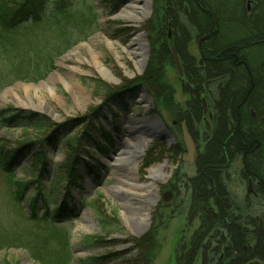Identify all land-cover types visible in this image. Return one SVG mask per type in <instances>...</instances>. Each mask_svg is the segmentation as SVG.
Here are the masks:
<instances>
[{"label":"rangeland","instance_id":"obj_1","mask_svg":"<svg viewBox=\"0 0 264 264\" xmlns=\"http://www.w3.org/2000/svg\"><path fill=\"white\" fill-rule=\"evenodd\" d=\"M93 1L101 15L100 29L56 57L53 69L43 79L40 78L46 73L52 54L66 45L65 40L77 39V29L70 32V39L66 37L57 43L50 42L52 32L49 29L52 26L48 23L44 24V30L41 28L35 31L20 26L10 32L2 31L0 38L4 43L3 47L0 46V111L12 108L6 112L5 118L14 112L34 114L36 119L43 118L45 127L38 129L11 121L0 122V264H5V261L9 264H40L31 256L46 249L49 253L57 251L56 237L62 242L59 249L65 252L64 260L58 264H144L145 250L141 248L140 242L149 233L153 234L152 243L156 244L152 264H177L176 256L180 248L189 245V239L198 227L197 220L188 219L191 200L188 179L196 174V164L190 165L182 160L185 147L180 124L185 121L178 120L174 114L178 107L185 110L186 102L191 98L184 91L188 78L183 65V75L180 76L172 56L165 59L164 78L170 86L169 93L175 104L173 111L161 100L155 102L158 93L155 89L151 92L142 86L137 93L128 88L121 95L108 99V95L121 85L141 80L143 76L151 52L145 25L153 13V0L150 2L149 17L139 28L146 41L143 63L136 62L130 51V41L137 29L114 16L129 0H120L118 9L111 15L105 14L109 8L105 0ZM76 5L77 0L73 6ZM243 6L247 10L252 7L247 1L243 2ZM76 21L73 18L69 24H75ZM37 33L39 38L35 39ZM179 40L181 44L182 37ZM196 42L192 39L186 48L189 55L198 59ZM19 53L20 63L10 71L12 63L9 62L16 61L12 54L17 56ZM71 67L76 70L70 76L68 72ZM27 68L30 70L24 75ZM23 76L28 80H19ZM64 76L69 78L71 89L62 81H56L51 90L45 85L36 87ZM217 82L218 79L209 82L201 96L206 100L208 114H204L206 116L201 122H192L190 135L197 153L203 150L205 135L212 128L211 105L217 95ZM26 86H29L28 91H25ZM44 103L47 104L46 108ZM157 120L164 128L159 126ZM114 125L119 128V132L112 131ZM100 127L112 134L115 141L113 146L104 145L105 139L99 132ZM85 130L88 135L79 143ZM166 130L172 134L173 139L168 137ZM137 137L147 142L137 164L139 184H153L135 190L140 195L153 190L158 200L149 209L144 208L142 213L148 214L147 227L139 235H134L126 215H131L130 208L133 209L135 205L127 206L124 197L113 187L123 180L119 175L130 178L126 176V169L114 167V159L120 156L130 160L129 148L124 142L135 143ZM96 144L103 145L107 153L98 152ZM39 150L45 153L47 159L41 178L46 202L43 198L38 199L37 214L41 216L44 209H48L49 215L31 220L28 218L30 212L27 205L36 184H29L23 199L18 202L14 199V182L36 180L42 168L41 163L35 159ZM75 150L77 158L73 168L74 172L80 170L84 176L83 196L77 191V181L70 183L66 172L72 161L70 156ZM3 154L10 156L11 171L5 167ZM145 156L152 161L146 167ZM87 161L100 171L99 182L93 173H85L83 166ZM160 164L165 165L164 178L149 180V169ZM241 168L242 162L238 158L229 169L228 189L241 205H244L247 196L251 215L260 223L264 235V203L250 191L249 183L240 179ZM124 187L128 190L131 188L129 185ZM67 188L73 197L70 202L74 203L72 205L76 208V214L71 219L51 220L55 207L63 198L69 199ZM171 189V199L164 202L161 199L162 193ZM51 229L56 230L54 236L50 233ZM68 239L71 250L66 244ZM68 249L71 251L69 256L66 255ZM248 264L263 263L253 260Z\"/></svg>","mask_w":264,"mask_h":264},{"label":"trees","instance_id":"obj_2","mask_svg":"<svg viewBox=\"0 0 264 264\" xmlns=\"http://www.w3.org/2000/svg\"><path fill=\"white\" fill-rule=\"evenodd\" d=\"M74 1L76 0H0V37L2 31L10 32L20 26L36 31L48 23L52 26L49 29L52 32L50 42L57 43L66 37L70 39V32L77 29V39L65 40L66 45L52 54L46 73L40 79L53 69L56 57L100 29L101 15L95 2L77 0V5L73 6ZM119 1L105 0V4L109 5L105 14L116 12ZM244 1L250 2V10L243 6ZM73 18L77 21L69 24V20ZM169 30L170 39L167 37ZM145 31L149 35L151 52L141 80L121 85L108 95V99L121 95L128 88L137 93L142 86L151 92L155 89L158 92L155 102L161 100L173 111L175 104L169 93L170 86L164 78L165 59L171 58L169 44L173 43L180 58L182 57L181 64L188 78L184 91L191 97L186 102V109L178 107L174 114L178 120L185 121L187 130L192 134V122H201L206 116L201 103L204 89L209 82L218 79L217 95L211 105L212 128L205 135L203 150L197 153L196 174L188 179L191 189L188 219L197 220L198 227L192 233L189 245L180 248L176 263L248 264L257 260L264 264V235L261 225L251 215L247 196L244 205L239 204L227 185L229 169L240 158V179L248 182L250 191L264 203V0H153V13L145 25ZM38 36L37 33L35 39ZM179 37H182L181 44ZM192 39L197 41L198 59L187 52L186 47ZM2 40L0 38V46L3 47ZM14 55L12 54L16 61L9 62L12 63L10 71L21 60L20 53ZM29 55L32 56L31 53ZM27 69L24 75L30 70ZM22 79L28 80L26 76L19 80ZM9 109L12 108L0 111V122L11 121L20 126L30 125L38 129L45 127L43 118L36 119L31 113L14 112L5 118ZM112 131L119 132V128L114 125ZM99 132L105 139L104 145H114L111 133L110 135L104 127H100ZM85 135H88L87 130L83 131L79 143ZM96 145L98 152L107 153L103 145ZM74 152L70 156L72 161L66 172L70 183L77 181V191L83 196L84 176L80 174V170L74 172L77 150ZM3 157L6 169L11 171L10 156L3 154ZM35 159L42 166L36 180L14 182L16 190L13 191L14 199L20 202L27 186L36 184L35 192L27 205L30 212L28 218L31 220L49 215L48 209H44L41 216L37 214L38 199L43 198L46 202V193L41 184L47 165L46 155L39 150ZM148 159L145 156V167L152 163ZM83 169L87 174L93 173L95 179L100 181V171L89 161L84 164ZM66 193L69 199L63 198L55 207L51 220H66L75 216L76 208L70 202L73 197L69 188ZM55 231L51 229L50 233L53 235ZM146 236L140 242L141 248L145 250L143 260L144 264H152L156 244L152 243V233ZM56 241L57 251L49 253L45 248L46 250L39 251L40 254L35 252L31 257L40 264H58L63 261L65 252L59 249L62 242L57 237ZM66 244L70 248L69 239ZM70 253L68 249L66 255L69 256ZM5 264L9 262L5 261Z\"/></svg>","mask_w":264,"mask_h":264},{"label":"bare ground","instance_id":"obj_3","mask_svg":"<svg viewBox=\"0 0 264 264\" xmlns=\"http://www.w3.org/2000/svg\"><path fill=\"white\" fill-rule=\"evenodd\" d=\"M150 2L151 0H129L126 2L121 9L114 15L115 18H121L128 22L130 25L135 27L137 30L135 31L134 37L130 41V51L134 55V59L138 63H143L145 58V51H146V41L144 39V35L142 32H140L139 28L141 27V24L149 17L150 14ZM76 68L71 67L69 69L68 75H72L75 72ZM56 81H62L65 86L69 89L72 87L70 86L69 78L66 76L64 77H56L52 80H49L43 84H39L38 88L42 86L48 87L50 90L52 87H54ZM28 87H25V91H28ZM7 92H5L6 94ZM46 103H44V107L46 108ZM143 124V120H139ZM157 126V125H155ZM153 129L154 127H150ZM125 146L129 148V158L123 159L120 156H117V158L114 159V167L118 169H126L127 175L130 178L126 179V177H123L119 175L121 182H119L116 186L113 188L116 190V192L124 197L125 204L127 206L133 204L135 205L134 208L131 209V215H126V221L129 222L130 228L134 235H139L144 231V229L147 227V213H142L145 209H149L155 202L158 200L157 195L155 194V191L151 190L145 195H140L135 189L139 187H150L153 182H150L148 184L141 185L139 184L138 178H137V164L140 157L143 155V152L145 151L147 147V142L142 137H137L135 143H128L124 142ZM165 168L164 164L157 165L155 167H152L148 171L147 178L151 181H157L164 178L163 170ZM128 182V183H127ZM124 185H129L131 188L128 190L124 187ZM165 193V192H164ZM139 198H143L144 200H139ZM141 205L140 208L138 205Z\"/></svg>","mask_w":264,"mask_h":264},{"label":"water","instance_id":"obj_4","mask_svg":"<svg viewBox=\"0 0 264 264\" xmlns=\"http://www.w3.org/2000/svg\"><path fill=\"white\" fill-rule=\"evenodd\" d=\"M167 37H168V39L171 38L170 30L167 33ZM169 45H170L171 56H172L175 68L178 71L179 75L182 76L183 75V71H182L179 55H178L173 43H170ZM201 102H202V105H203V111L205 113L206 110H207L206 100L204 98H202ZM157 121L159 123V126L161 128H164V125L159 120H157ZM144 129H147V128H144ZM181 131H182V140H183L184 147H185V152L182 155V160L187 162L188 164L192 165V164L195 163L196 147H195L194 141H193L190 133L188 132L184 122L181 123ZM166 133H167L168 137L173 139V136H172L171 133H169L167 130H166ZM171 197H172V193L170 191H166L163 194V199L162 200L164 202H167V201H169L171 199Z\"/></svg>","mask_w":264,"mask_h":264},{"label":"flooded vegetation","instance_id":"obj_5","mask_svg":"<svg viewBox=\"0 0 264 264\" xmlns=\"http://www.w3.org/2000/svg\"><path fill=\"white\" fill-rule=\"evenodd\" d=\"M203 113H204V111H203ZM206 113H207V110H206V112H205L204 114H206ZM207 114H208V113H207ZM196 155H197V152H196V154H195V161H196ZM165 192H166V191H165ZM170 192L172 193L173 190L171 189ZM163 194H164V192H163L162 195H161V199H163Z\"/></svg>","mask_w":264,"mask_h":264}]
</instances>
